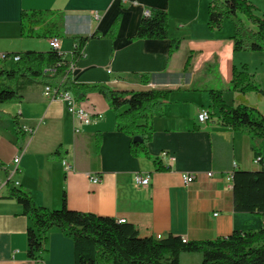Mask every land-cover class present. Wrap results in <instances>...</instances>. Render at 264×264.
I'll return each mask as SVG.
<instances>
[{"label":"crops","instance_id":"0c3cea01","mask_svg":"<svg viewBox=\"0 0 264 264\" xmlns=\"http://www.w3.org/2000/svg\"><path fill=\"white\" fill-rule=\"evenodd\" d=\"M247 1L259 7L256 0ZM210 2L0 0V54L50 50V37L21 34V13L61 12L65 19L59 51L65 60L71 59L74 36L98 34L73 64L74 81L127 92L170 91L163 112L150 122L149 156L131 154L130 137L117 130L116 112L97 91L78 100L96 115L79 132H75L76 122L66 104L44 95L45 84L29 87L20 101L0 103V264L74 263L73 239L58 227L49 230L41 257H28L31 220L23 214L22 205L8 197L9 180L38 205L60 208L65 192L69 209L125 219L140 236L172 234L189 241L207 240L262 227V216L234 210L233 182L228 180L231 171L260 169L253 161L250 136L220 125L217 109L211 108V119L205 123L197 114L202 107L210 108V89L221 90L227 104H238L237 92L231 88L234 67L246 65L264 89V50L235 51V24L230 19L224 20L222 29L211 30ZM152 8L167 11L168 37L132 39L144 10ZM115 21V35L109 37ZM172 39H179L180 45L169 57ZM11 61L3 65L11 68ZM243 103L264 114V95L248 92ZM27 127L33 129L32 134L25 131ZM256 145L264 155V140ZM58 148L72 170L53 156ZM163 151L174 159L162 158ZM137 173L149 176V183L137 185ZM184 173L195 174L194 181L185 184ZM93 176L100 181L93 183ZM201 259L199 253L181 254V264H200Z\"/></svg>","mask_w":264,"mask_h":264},{"label":"trees","instance_id":"16d2710c","mask_svg":"<svg viewBox=\"0 0 264 264\" xmlns=\"http://www.w3.org/2000/svg\"><path fill=\"white\" fill-rule=\"evenodd\" d=\"M208 13L211 30L222 29L225 19L234 22L235 51L264 50V14L257 15L247 0H211ZM64 19L61 12L23 10L21 34L25 37L60 38L63 36ZM168 20L166 10L152 8L149 15L143 16L136 34L131 38L165 39L168 37ZM116 27L117 21L107 34L109 37H114ZM97 35L74 36L70 61L53 48L48 51L6 53L8 59L0 60V103L20 101L23 92L37 84L54 85L71 92L77 100L88 92L97 91L116 112L117 130L130 137L131 154L149 156L148 143L152 138L150 122L156 114L163 112L170 91L127 92L105 84L74 81L70 65L83 56L87 42ZM179 45V39L171 40L169 57ZM14 55L19 56V60L11 68H6L3 63ZM49 70L54 73L49 75ZM63 78L64 81H61ZM231 88L237 92L238 104H227L221 90L210 89V109L218 110L220 125L247 133L254 155H262L256 144L264 140V114L243 103V99L251 91L264 95V89L253 80V74L248 72L246 65L242 69L233 68ZM121 108L125 109L120 111ZM138 135L141 140H134ZM99 143L100 135L96 137V146ZM53 156L64 159L61 148ZM259 168L233 172V205L236 212L253 213L264 219V165ZM8 188V197L15 198L22 205L23 214L31 220L27 231V255L31 259L41 257L46 250L49 230L58 227L73 239V264H181L182 253L201 254L200 264H264V223L257 230H235L226 237L207 240L184 241L181 236L172 234L161 238L140 236L132 223L69 209L65 192L60 208H48L38 205L27 191L18 188L12 180L8 181Z\"/></svg>","mask_w":264,"mask_h":264},{"label":"built area","instance_id":"2783aa9c","mask_svg":"<svg viewBox=\"0 0 264 264\" xmlns=\"http://www.w3.org/2000/svg\"><path fill=\"white\" fill-rule=\"evenodd\" d=\"M150 14V10L149 9H145L144 10V15H149ZM96 17H98V15L96 14ZM50 47L53 49H57L59 50L60 47V41L59 38L57 37H53L50 39L49 41ZM6 53L0 54V60H4L6 59ZM10 59H13V61H18L19 60V56L14 55L12 57H9ZM8 59V58H7ZM73 64L70 65V69L72 70ZM110 71V70H109ZM49 74L54 73V71L49 70L48 71ZM65 78H63L61 81H64ZM43 93L44 95L52 100H60L63 101L66 106L68 111L73 115L74 119H75V132H79L81 131L85 126H89L91 125L95 118L96 115L88 110H86L85 108H83L79 101L73 96V94L69 91H65V90H60L58 87H55L54 85H50V84H46L43 87ZM212 116V111L210 108L208 107H202L200 108V110L198 111L197 117L198 120L200 122H207L211 119ZM26 132H28L29 134L33 133V129L30 127H27L25 129ZM162 158H167L169 160H173L174 156L171 155L168 152H161L160 155ZM254 163L257 166H263L264 165V155H258V156H254ZM14 162L17 163L19 162V157H16L14 159ZM62 164L64 165L66 170H72L73 166L70 165L65 159L62 160ZM212 172H209L208 175L211 176ZM232 177H233V171H231L228 175V180L232 181ZM195 179V174L193 173H184L183 174V181L185 184H189L192 181H194ZM100 181V178L98 176H93L92 178V182L93 183H97ZM135 183L137 185H147L149 183V176L143 177L141 174H136L135 175ZM120 222H125V219H119ZM184 241H186L185 238H183Z\"/></svg>","mask_w":264,"mask_h":264},{"label":"rangeland","instance_id":"374dc122","mask_svg":"<svg viewBox=\"0 0 264 264\" xmlns=\"http://www.w3.org/2000/svg\"><path fill=\"white\" fill-rule=\"evenodd\" d=\"M258 3V6L259 7H255L254 8V12L257 14V15H263L264 14V0H256ZM9 61H11L10 59H9ZM9 63H15L14 61H11V62H9ZM227 96H229V95H227ZM201 255V254H200ZM202 260V259H201ZM200 263H201V261H200Z\"/></svg>","mask_w":264,"mask_h":264},{"label":"water","instance_id":"95a60500","mask_svg":"<svg viewBox=\"0 0 264 264\" xmlns=\"http://www.w3.org/2000/svg\"><path fill=\"white\" fill-rule=\"evenodd\" d=\"M134 140H136V141L141 140V136L138 135V136L134 137Z\"/></svg>","mask_w":264,"mask_h":264}]
</instances>
